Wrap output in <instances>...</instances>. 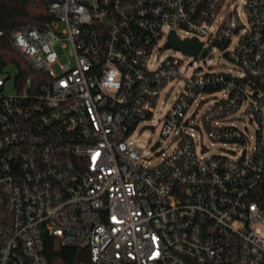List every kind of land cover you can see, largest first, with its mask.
Here are the masks:
<instances>
[{"label": "built area", "instance_id": "2783aa9c", "mask_svg": "<svg viewBox=\"0 0 264 264\" xmlns=\"http://www.w3.org/2000/svg\"><path fill=\"white\" fill-rule=\"evenodd\" d=\"M18 1L52 18L10 32L33 75H0V264H54L50 237L70 264H264V0ZM172 32L238 74L183 75ZM181 78L156 120L171 150L140 156L129 137Z\"/></svg>", "mask_w": 264, "mask_h": 264}, {"label": "rangeland", "instance_id": "374dc122", "mask_svg": "<svg viewBox=\"0 0 264 264\" xmlns=\"http://www.w3.org/2000/svg\"><path fill=\"white\" fill-rule=\"evenodd\" d=\"M178 34L182 37H190V35L186 34L184 30L179 29ZM209 49V46H206ZM212 51L204 52L200 54L198 57L194 55H184V52L180 49H175L173 47H165L161 52V57H165L166 55H178L183 58L181 72L183 75L189 77L193 72H224L231 73L233 75H237L239 72L238 67H236L233 62H231L227 56H225L218 47L211 46ZM62 61H66L68 58L66 56L60 58ZM206 60V62H204ZM193 61L192 65H189V62ZM202 66V68H198ZM17 74V68L13 65H10L6 68L4 73H0L2 77L6 79V84L4 91L6 93L15 92V77ZM185 80L184 78L179 79L175 82L174 86L168 90L165 89L157 106L155 108L156 115L155 120H147L145 122H141L135 129V131L129 137V141H132L135 149L138 151L140 156L142 157H154L159 156L162 151H169L172 148L170 144V137H164L161 134V127L156 122L157 119H160L164 116L165 112L171 107L173 100L176 95L179 94L182 87L184 86ZM214 101V98H209L204 101L200 107L197 108L196 112V120L198 121L201 115L205 112L207 107ZM195 107H193L194 110ZM245 122H248L249 116H245ZM240 126H244V123H238ZM249 129L252 132V125L249 124ZM201 137V138H200ZM197 150L200 151L201 148L204 149L206 154H219L226 153L228 149H238V145H234L232 143H227L223 145L221 142H216L211 140L207 134L203 133L202 135L198 133V137L196 139Z\"/></svg>", "mask_w": 264, "mask_h": 264}, {"label": "trees", "instance_id": "16d2710c", "mask_svg": "<svg viewBox=\"0 0 264 264\" xmlns=\"http://www.w3.org/2000/svg\"><path fill=\"white\" fill-rule=\"evenodd\" d=\"M47 5L43 2H27L18 0H0V30L5 33L0 38V73L13 65L17 68V84L21 83L28 75H33L24 57L16 51L10 42V32L23 24L43 25L51 19ZM264 197V183L260 187ZM76 248L59 246L53 238H48L46 253L52 263L70 264L75 258Z\"/></svg>", "mask_w": 264, "mask_h": 264}, {"label": "water", "instance_id": "95a60500", "mask_svg": "<svg viewBox=\"0 0 264 264\" xmlns=\"http://www.w3.org/2000/svg\"><path fill=\"white\" fill-rule=\"evenodd\" d=\"M167 44L175 48H179L188 54L194 55L195 57H197L202 47V42L198 41V39L194 38L190 41H182L175 35L174 32L170 34Z\"/></svg>", "mask_w": 264, "mask_h": 264}]
</instances>
